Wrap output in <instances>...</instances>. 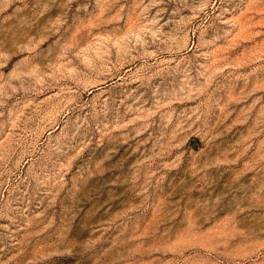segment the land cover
Instances as JSON below:
<instances>
[{"label": "rangeland", "instance_id": "374dc122", "mask_svg": "<svg viewBox=\"0 0 264 264\" xmlns=\"http://www.w3.org/2000/svg\"><path fill=\"white\" fill-rule=\"evenodd\" d=\"M0 264H264V0H0Z\"/></svg>", "mask_w": 264, "mask_h": 264}]
</instances>
